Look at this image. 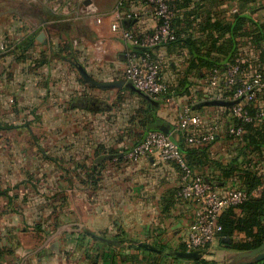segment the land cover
<instances>
[{"label":"crops","instance_id":"crops-1","mask_svg":"<svg viewBox=\"0 0 264 264\" xmlns=\"http://www.w3.org/2000/svg\"><path fill=\"white\" fill-rule=\"evenodd\" d=\"M119 1H0V19L16 18L0 20V45L8 44L0 55V187L15 193L0 196V264H233L249 252L218 237L200 260L177 257L196 212L177 196L179 169L154 157L132 162L128 155L156 129L182 142L195 174L211 176L219 189L247 190V176L259 178L264 148L228 137L237 101L211 88L210 74L236 58L264 70V0H173L178 39L154 49L170 91L153 103L124 79L128 55L141 47L112 30L116 18L97 22ZM125 10L137 14L123 21L125 29L145 35L157 27L145 3L129 1ZM52 16L69 23L65 34L49 33ZM56 49L66 58L55 57ZM80 69L94 83L124 84L102 89ZM258 106L250 107L253 116ZM186 107L206 126L221 127L215 143H187L179 125ZM149 116L163 125L147 128ZM252 132L246 128L245 135ZM230 168L227 178L223 170Z\"/></svg>","mask_w":264,"mask_h":264},{"label":"built area","instance_id":"built-area-1","mask_svg":"<svg viewBox=\"0 0 264 264\" xmlns=\"http://www.w3.org/2000/svg\"><path fill=\"white\" fill-rule=\"evenodd\" d=\"M129 1L134 0H120L112 13L100 16L97 22L101 23L105 17L116 18L112 30L120 32L126 43L141 47V51L128 55L124 79L140 92L160 101L168 95L170 87L164 80L162 65L156 58L154 49L178 39L173 0H138L152 8L158 21L154 31L145 35L136 34L123 27L124 20L137 17V14L125 10V4ZM7 50L8 44L0 45V55ZM210 87L225 89L237 101L231 111L235 123L228 130L230 139L240 141L246 133V125L264 119L263 69L247 67L245 61L237 58L224 69L214 67L211 70ZM257 103L259 106L253 116L250 107ZM179 125L186 134L187 143L193 147L215 143L221 131L218 125L206 126L204 117L188 107L179 115ZM147 157L173 163L178 167L180 186L177 196L196 206L194 220L185 241L186 248L189 251L208 252L223 230L219 222L221 215L225 210L243 204L248 199V192L241 185L219 189L195 175L178 144L162 132H150L128 155L132 162H139ZM259 178L261 182L257 192L260 193L264 191V168L259 171Z\"/></svg>","mask_w":264,"mask_h":264},{"label":"trees","instance_id":"trees-1","mask_svg":"<svg viewBox=\"0 0 264 264\" xmlns=\"http://www.w3.org/2000/svg\"><path fill=\"white\" fill-rule=\"evenodd\" d=\"M52 17L54 18L53 19L54 23L48 27L49 33H52L53 35L56 36L65 34L64 31L67 30V26L69 25V23H63V21L58 17L55 16ZM35 40L36 37L35 36L32 37L28 41V43L24 45L23 50L26 51L28 48H31L34 45ZM67 41H68L67 50L72 51L71 49L72 42L69 38H67ZM71 51L67 57L68 60L74 59L73 51L72 52ZM63 52L64 49H56V51L54 52V56L57 58L59 57L61 59H64L66 57H64ZM146 125L147 128L149 127L154 129L155 127H159L163 125V121H161L157 117L149 116V118L146 120ZM252 126H253L252 124L246 125V128L252 129L253 132L249 135H244L243 137L245 140H248L250 144L254 146V150H262L264 148V123L263 125H261L259 129L252 128ZM151 132H161V131L154 129ZM178 146L181 153L184 155V148L186 146L182 144V142L179 143ZM190 151L191 153L193 152L192 150ZM189 165L191 166V168L193 167L192 163ZM223 171L225 177L228 178L232 175L234 169L233 168L224 169ZM195 175L202 177L207 183H209L213 187L217 186L216 181L211 176L204 174H195ZM247 177H248V187H247L248 189L246 191L248 192L249 195L248 199L243 204L237 207H231L225 210L219 219V222L223 228L222 232L219 234V237H221V239L223 240H226L227 243L230 244L232 248L237 251H251L264 246V191L262 192L260 197L258 198L254 197L253 196L254 191L257 190L260 186V182H261L260 178H256L252 175H248ZM12 194H15L13 189H6L0 191V196L6 197L8 199L12 198L11 197ZM177 194H178V190H177ZM237 210H241V215L237 213ZM238 234H244L245 238L236 240L235 236ZM194 252L197 251H189L186 248L181 253L187 254ZM197 253L205 254L206 251L197 252ZM196 263L198 264V262L195 261V264ZM255 264H264V261Z\"/></svg>","mask_w":264,"mask_h":264},{"label":"water","instance_id":"water-1","mask_svg":"<svg viewBox=\"0 0 264 264\" xmlns=\"http://www.w3.org/2000/svg\"><path fill=\"white\" fill-rule=\"evenodd\" d=\"M41 41L45 39V34L42 33L40 35V38H39ZM81 70V69H80ZM83 76L90 82L92 83L93 85L97 86V87H100L102 89H109L110 87H113V86H118V85H123L124 83H114V84H99V83H94L92 80H90L86 74L81 70ZM129 87L138 92L140 95L144 96L146 99H148L150 102L153 103V100L151 99V97H149L148 95L140 92L139 90H137L132 84H129ZM141 247H144V248H148L147 246L145 245H140ZM203 254L202 253H197V252H194V253H187V254H183V253H179L177 254V257L179 258H185V259H194V260H200L203 258ZM264 261V246L256 249V250H253V251H249V252H244V253H240L237 255L236 259H235V262L233 264H255V263H258V262H262Z\"/></svg>","mask_w":264,"mask_h":264},{"label":"rangeland","instance_id":"rangeland-1","mask_svg":"<svg viewBox=\"0 0 264 264\" xmlns=\"http://www.w3.org/2000/svg\"><path fill=\"white\" fill-rule=\"evenodd\" d=\"M0 1H4V0H0ZM11 1H13V0H5V2H9V3H11ZM1 21H2V23L4 22V23H6V22H12V21H14V20H16V18L13 16V15H6V16H4V17H2L1 19H0ZM15 150L16 151H21V147H19V146H16L15 145ZM34 163L36 162V161H33ZM4 190V188L3 187H0V191H3ZM21 190V189H20ZM208 252H206L205 254H204V256L207 254ZM200 264H207V263H205L204 261H201V263Z\"/></svg>","mask_w":264,"mask_h":264}]
</instances>
